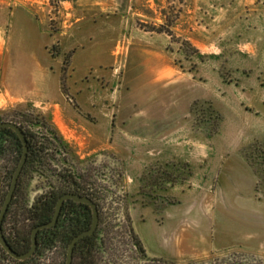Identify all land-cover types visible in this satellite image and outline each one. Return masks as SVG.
Masks as SVG:
<instances>
[{
	"label": "rangeland",
	"instance_id": "rangeland-1",
	"mask_svg": "<svg viewBox=\"0 0 264 264\" xmlns=\"http://www.w3.org/2000/svg\"><path fill=\"white\" fill-rule=\"evenodd\" d=\"M32 77L42 88L22 90ZM2 122L47 146L24 177L26 205L73 189L76 176L105 216L99 264H176L144 257L126 218L138 202L170 221L203 198L251 193L245 154L264 138V3L0 0ZM2 147L0 211L21 159L14 137ZM68 249L59 240L30 264H66ZM0 264L20 263L0 246Z\"/></svg>",
	"mask_w": 264,
	"mask_h": 264
},
{
	"label": "crops",
	"instance_id": "crops-1",
	"mask_svg": "<svg viewBox=\"0 0 264 264\" xmlns=\"http://www.w3.org/2000/svg\"><path fill=\"white\" fill-rule=\"evenodd\" d=\"M43 83V79L32 77L22 84V90L29 86L37 92ZM252 184L248 195L234 192L233 201L220 203L203 198L185 212L174 214L170 221L140 202L134 204L130 210L133 228L148 259L176 264H236L244 258L264 264V196L256 190L258 179ZM178 205L170 204L165 209L168 212ZM144 213L154 217L151 226L142 220Z\"/></svg>",
	"mask_w": 264,
	"mask_h": 264
},
{
	"label": "trees",
	"instance_id": "trees-1",
	"mask_svg": "<svg viewBox=\"0 0 264 264\" xmlns=\"http://www.w3.org/2000/svg\"><path fill=\"white\" fill-rule=\"evenodd\" d=\"M171 36H173L170 33ZM36 124H41L39 120H34ZM20 126V125H19ZM26 134V137L29 142V152H28V161L27 165L24 167V171L22 173L21 179L18 182V187L16 189L14 199L10 205L9 211L6 215L4 224H3V232L12 249L15 250L16 253L24 254L32 247V233L33 231L39 227L40 225L50 223L53 220V216L56 212V207L59 199L65 194L73 193L79 194L83 197L91 198L97 205L100 211V227L99 230L92 236L80 241L78 243L77 248L74 253V264H99L97 254H99L100 250L103 246V225L104 221V213L102 208L98 203V199L94 192H91L87 186H83L79 179L75 176L72 177V185H74L73 189H69L68 191H55L48 192L35 200V203L32 206L26 205V190L24 187V177L30 168V166L35 165L39 161L42 160L44 152L47 149V146L44 144H40L37 141V136L34 131L25 129L23 125L20 126ZM8 136L14 137L19 146L18 154L22 159L23 154V144L17 134L11 129H3L0 131V155L2 154V142ZM246 161L248 165L253 169V173L256 175L258 179V185L256 190L258 193L264 196V138L262 140L254 142L252 145L247 147L245 154ZM19 160V165L21 162ZM160 167V166H159ZM162 167V166H161ZM166 167H169L167 165ZM158 168V167H153ZM191 175V172L190 174ZM146 178V175H144ZM13 180V178H12ZM175 180V179H174ZM167 181V180H166ZM176 181H171L172 186L176 185ZM12 183V182H11ZM9 192V191H8ZM8 194V193H7ZM7 196V195H6ZM6 199V198H5ZM152 204V203H149ZM175 204V203H171ZM22 214H19V213ZM19 216H23L26 221H30L31 224L29 226V230L25 228H18L17 223L9 226L10 219L14 220V217L18 219ZM93 212L91 208L82 203H76L74 201H68L64 203L62 213L59 218L58 224L52 228L44 231H40L38 234V242L39 248L35 254V256L39 253L41 248L51 249L55 246V244L59 240H64L65 243L70 247L73 239L86 230H89L92 226L93 222ZM126 220L131 224V232L136 243V246L140 249L139 251L142 253L144 257H147L146 250L141 242V240L135 235V231L133 228L131 216H128ZM63 235H65L63 237ZM2 248V247H1ZM2 252L7 257L11 258L3 249ZM34 258V257H33ZM32 259L26 260L24 262H19L20 264H30L33 261ZM148 258V257H147ZM15 260V259H13ZM18 262V261H16Z\"/></svg>",
	"mask_w": 264,
	"mask_h": 264
},
{
	"label": "water",
	"instance_id": "water-1",
	"mask_svg": "<svg viewBox=\"0 0 264 264\" xmlns=\"http://www.w3.org/2000/svg\"><path fill=\"white\" fill-rule=\"evenodd\" d=\"M3 129H11L13 130L17 136L19 137V139L21 140L22 144H23V154H22V159L20 162V165H18L15 174L13 176V180L9 189V192L6 196V199L4 201L3 207L0 211V246L2 247V249L13 259H15V261L18 262H24L26 260L32 259L38 248H39V242H38V234L40 231H44L47 229H52L54 228L58 222H59V218L60 215L62 213L63 210V206L65 202L68 201H74L76 203H82L84 205H87L91 208L92 212H93V222H92V226L89 230H86L84 232H81L80 234H78L72 241L68 251H67V263L66 264H74V253H75V249L78 246V243L92 235H94L100 227V211L98 208V205L89 197H83L82 195L79 194H73V193H69V194H65L61 197V199H59L57 207H56V212L55 215L53 216V220L49 223L40 225L39 227H37L33 233H32V247L24 254H19L16 253L15 250L12 249L11 245L9 244V242L7 241L5 234L3 232V224L6 218V215L9 211L10 205L14 199V195L16 192V189L18 187V182L21 179L22 173L24 171V167L25 165H27V161H28V152H29V142L28 139L26 137L25 131L16 123L14 122H2L0 123V131Z\"/></svg>",
	"mask_w": 264,
	"mask_h": 264
}]
</instances>
